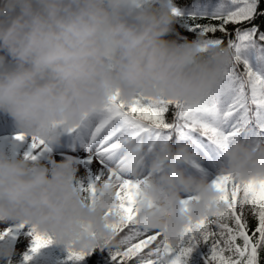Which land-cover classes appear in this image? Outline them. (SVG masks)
Segmentation results:
<instances>
[{
	"label": "clouds",
	"instance_id": "clouds-1",
	"mask_svg": "<svg viewBox=\"0 0 264 264\" xmlns=\"http://www.w3.org/2000/svg\"><path fill=\"white\" fill-rule=\"evenodd\" d=\"M175 17L167 0H3L0 6V113L20 133L59 145L70 128L103 109L119 94L195 101L215 88L231 52L227 46L198 50L197 41L164 39ZM10 57V62L8 58ZM190 145L166 143L145 155L125 144L121 171L147 176L141 186L138 223L179 243L191 223L212 216L217 196L211 183L186 174ZM223 173L236 182L264 179V146L242 140L224 152ZM51 167L11 159L0 151V223L23 224L57 244L79 249L113 239L105 213L116 204L115 188L101 182L94 203L82 199L73 158ZM198 197L184 210L181 194ZM11 248L2 256L9 261Z\"/></svg>",
	"mask_w": 264,
	"mask_h": 264
},
{
	"label": "snow or ice",
	"instance_id": "snow-or-ice-1",
	"mask_svg": "<svg viewBox=\"0 0 264 264\" xmlns=\"http://www.w3.org/2000/svg\"><path fill=\"white\" fill-rule=\"evenodd\" d=\"M168 4L175 19L189 25L199 51L224 45L230 58L215 88L198 100L138 96L125 103L117 93L103 109L67 130L86 153L83 163L91 166L94 174L86 185L77 186L82 199L94 203L101 182L114 187L116 194V204L105 213L115 217V222L107 225L113 239L106 247H67L68 264H81L97 248L108 251L111 264H187L199 245L209 249L204 264H264V179L236 182L222 167L218 172L214 167L236 140L254 151L264 146V30L254 23L264 16L261 0H200L189 12ZM14 141L27 147V161L35 162L50 151L49 143L36 136L18 133ZM173 141L190 145V168L212 175L211 185L217 193L214 214L191 222L176 245L138 223L141 186L148 177L121 171L125 144L151 155ZM197 199L191 195L183 199L184 210ZM26 227L19 224L17 230ZM27 228L32 255L24 257L25 264L54 243L50 236ZM9 235L7 227L0 229V240Z\"/></svg>",
	"mask_w": 264,
	"mask_h": 264
},
{
	"label": "rangeland",
	"instance_id": "rangeland-1",
	"mask_svg": "<svg viewBox=\"0 0 264 264\" xmlns=\"http://www.w3.org/2000/svg\"><path fill=\"white\" fill-rule=\"evenodd\" d=\"M14 142L13 140L10 139V137H6V138H0V151L5 152L9 158L11 159H20V154L17 155H13L11 154V151L5 149L6 147L10 146V143ZM9 144V145H8ZM52 146L50 147V151L45 152L42 156H40L38 158L37 161H35L38 164H41L43 166L46 167H51V165L49 164V159L54 160L57 163H60L62 161H64L66 158H70V155L72 154V147L70 145L67 144L65 139H61V142L59 145L56 144H51ZM89 167V172L91 171V178L94 179V174L92 171V167ZM197 171L192 170L191 173L194 175ZM78 178V174L76 175ZM78 180V179H77ZM75 183V181H74ZM57 243L54 241L53 244L49 245L47 248L52 247L54 245H56ZM31 247V237L29 236L28 238H26L23 243L18 247V249L21 250L22 247ZM197 248H199L201 250V252L207 257L209 254V249L207 245H199L197 246Z\"/></svg>",
	"mask_w": 264,
	"mask_h": 264
},
{
	"label": "trees",
	"instance_id": "trees-1",
	"mask_svg": "<svg viewBox=\"0 0 264 264\" xmlns=\"http://www.w3.org/2000/svg\"><path fill=\"white\" fill-rule=\"evenodd\" d=\"M174 1V0H171ZM167 3H170L167 0ZM146 4H151L154 7H159L160 4V0H148V2ZM261 10H264V0H261V5H260ZM261 22L259 23L258 21ZM255 24L260 25L261 29L264 30V16L261 17L259 16L255 21ZM181 29H183V33L181 32ZM174 34H177L176 36ZM217 36H219L220 34L217 33ZM164 39L169 40V41H175L177 43L180 44H184V42H193L195 41V38L192 37L189 34V25H187L186 23H179L177 19H175L174 24L172 25V31L170 34H168L166 37H164ZM184 41V42H182ZM90 264H96L95 262H92Z\"/></svg>",
	"mask_w": 264,
	"mask_h": 264
}]
</instances>
